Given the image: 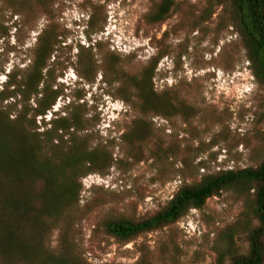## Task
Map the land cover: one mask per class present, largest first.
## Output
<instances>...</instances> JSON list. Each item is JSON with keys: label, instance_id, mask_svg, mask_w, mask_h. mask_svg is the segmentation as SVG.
Segmentation results:
<instances>
[{"label": "rangeland", "instance_id": "obj_1", "mask_svg": "<svg viewBox=\"0 0 264 264\" xmlns=\"http://www.w3.org/2000/svg\"><path fill=\"white\" fill-rule=\"evenodd\" d=\"M172 1L168 16L155 20L162 0H13L18 14L8 0H0V92H12L9 84L23 80L39 39L57 23L62 37L44 73H51L47 84L62 96L44 119H55L54 113L63 109L62 117L79 113L88 121V132L81 134L88 133L94 146L103 142L114 158L105 176L81 180L72 238L86 264H215L226 231L236 229L234 243L244 254L246 229L258 224L249 215L251 194L232 191L129 245L117 244L101 230L112 215L147 218L182 185L220 171L256 167L264 157V87L257 84L229 27L228 0ZM114 30L122 40L116 46L106 40ZM82 51L94 56L88 79L80 74ZM108 53L118 56L119 66L131 74L164 54L156 66L155 90H169L197 114L188 122L152 116L143 139L126 143L122 136L140 114L117 95L119 84L108 81ZM156 118L167 124L155 123ZM41 122L38 118L39 132L45 130ZM59 243L56 231L51 248Z\"/></svg>", "mask_w": 264, "mask_h": 264}, {"label": "trees", "instance_id": "obj_2", "mask_svg": "<svg viewBox=\"0 0 264 264\" xmlns=\"http://www.w3.org/2000/svg\"><path fill=\"white\" fill-rule=\"evenodd\" d=\"M8 3L15 12L13 0ZM36 4L45 11L43 4ZM172 6V0H162L154 19L164 20ZM228 10L229 27L237 35L248 68L257 84L264 87V0H228ZM94 21L95 16L92 26ZM61 34V27L54 23L39 39L34 61L23 80L9 84L12 92H0V264H86L72 238L83 191L81 180L92 174L105 176L115 165L103 142L94 146L88 133L81 134L88 132V121H83L79 113L69 111L62 117L63 109L54 113L55 119H44L62 96L47 84L51 73H44ZM163 56L159 53L135 74L122 69L114 53L104 57L108 81L119 84L117 95L140 114V120L122 136L130 145L143 139L152 116L169 121L185 117L188 122L197 114L169 90H155L156 66ZM78 63L81 76L88 79L95 65L93 54L82 51ZM38 118L43 132H39ZM232 191L245 197L251 194L249 215L258 224L246 229L248 250L244 254L234 243L236 229L226 231L216 249L215 264H264V157L256 167L220 171L182 185L165 207L147 218L112 215L101 223V230L117 244L129 245L141 236L178 223L190 211H201L208 200ZM56 231L60 243L53 250Z\"/></svg>", "mask_w": 264, "mask_h": 264}, {"label": "clouds", "instance_id": "obj_3", "mask_svg": "<svg viewBox=\"0 0 264 264\" xmlns=\"http://www.w3.org/2000/svg\"><path fill=\"white\" fill-rule=\"evenodd\" d=\"M118 34L119 33L117 32V30H114L107 35L108 38L106 40H108L111 44L116 46V45H118V43L120 44V42L122 41V40H120V42H119L118 38H120V36H118Z\"/></svg>", "mask_w": 264, "mask_h": 264}, {"label": "built area", "instance_id": "obj_4", "mask_svg": "<svg viewBox=\"0 0 264 264\" xmlns=\"http://www.w3.org/2000/svg\"><path fill=\"white\" fill-rule=\"evenodd\" d=\"M113 50H114V51H115V50L121 51V50H119L118 48L113 49ZM153 121H154L155 123H157V122L159 121V122L162 123V124H167L166 121H163V120H161L160 118L153 119Z\"/></svg>", "mask_w": 264, "mask_h": 264}]
</instances>
